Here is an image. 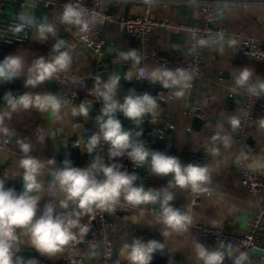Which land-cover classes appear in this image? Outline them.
I'll return each instance as SVG.
<instances>
[{
    "label": "crops",
    "instance_id": "0c3cea01",
    "mask_svg": "<svg viewBox=\"0 0 264 264\" xmlns=\"http://www.w3.org/2000/svg\"><path fill=\"white\" fill-rule=\"evenodd\" d=\"M38 1L0 0V11L7 18L14 19L19 12L28 11L34 14L38 20L46 16L50 22L56 23L58 38L66 42L65 48L62 50L69 51L72 56V64L66 72L72 76H89L95 86L98 77H101L102 80L108 79L103 75V70L98 69L103 58L109 56L106 53L108 48H114L116 53L115 56H111L113 60L112 73L116 72L117 54L134 49L141 57L140 63L136 64L134 60L123 62L127 65L126 72L133 73V70L138 67H144L150 71L161 66L150 58L144 57V50L151 53L169 50L183 51L190 41L187 31H181L175 27L171 29L158 27L147 35L146 40L131 38L126 33L123 21L128 17L146 14L143 0H102V10L113 16L114 21L101 27V35L105 40L103 54L100 56L90 54L77 43L73 26L58 23L59 15L67 0H52V4L48 8L41 6ZM195 11V4L190 3L189 0H153L149 14L159 20L170 19L174 25H178L191 22L195 17ZM222 23L229 30L228 35L202 37L203 39L216 38L220 40L219 44L202 49V58L208 72L206 79L195 88L186 90L185 95L179 99L173 97L172 90L162 91L161 98L164 100V104H158L154 115V119L165 124L170 120L174 126L166 129L163 134L162 143L165 146V152L169 155L178 157L182 164H188L194 163L192 153H206L208 156L207 165L211 168V181L216 186V193L203 198L198 206L191 208L189 191L174 189L175 199L171 203L181 211L189 213L192 217V225L187 232L182 235H172L167 240H164L160 233L161 225H149L153 221L158 206L156 209L152 205L133 208L125 204L123 207H117L116 211L111 214L115 221L112 230V239L116 247L114 264H127V261L120 256V249L126 240L129 243L133 237L149 240L151 239L150 235H158L160 241L165 244L164 252H158V264H200L195 256L194 240L203 244V238L194 228L195 224H203L216 229L228 228L235 235H243L249 230V222L264 207V193L257 196H252L249 193L242 182L240 170L235 162L237 156L242 152L246 153L248 160L244 161L245 164L251 170L259 171L264 175V129H261L256 122H247L241 124L233 132L228 123L230 117L235 116L239 119L240 115L247 111L246 97L240 95L245 93V90L236 87L231 74H234L236 69L249 66L254 69L256 75L264 77V60H254L243 54L239 50V43L236 40V36L251 37L264 43V7L257 5L244 7L228 2L222 7ZM24 32L29 36L27 41L3 46L5 57L16 54L22 57L26 64H30L35 58L45 57L47 48H52L55 43V39L51 37L46 42H40L37 39L35 28H26ZM221 48L223 51L220 50ZM20 78L24 81L23 77ZM135 81L137 84L152 83L141 82L137 79ZM51 82L52 79L35 88L28 87L26 93H52L57 96V90L51 86ZM155 83L162 87L159 82ZM117 99H123L119 93ZM188 103L196 104L203 109L206 117L201 119L203 120L201 124H196L194 117L184 114ZM79 106V103H75L61 110L62 119L60 120L56 119L51 110L42 111L37 108H29L9 114L7 108L0 109V115L4 116L3 122L0 123V136L11 135L14 137L10 148L0 151V179L5 180V187L8 180L22 177L23 169L19 167V161L23 155L18 144L20 140L31 145L32 156L45 162L55 159L57 165L60 166L59 153L55 151L53 143L65 141L74 129L82 130L86 123L93 121L91 116L93 110L88 106H85L89 113L87 117H71V108ZM218 124H223L224 132L232 137L233 142L229 148H225L220 142L216 144L211 142V137ZM4 129H7V132ZM78 141L81 150L85 151L82 136ZM213 147L219 149V154L216 156L210 155L207 151ZM92 158L91 155L86 158L83 156L79 167H86ZM144 166L142 172L138 170H129L128 172L136 174L138 179L135 183L142 184L146 189L149 187L159 189L166 186L171 179V174L168 176L151 174L148 162ZM144 175H146V182H142ZM47 176H45V180L49 181ZM46 181L44 182L45 187H47ZM49 199L46 194L43 196L39 202L37 215L40 214ZM89 213H84L80 219ZM133 217L140 219L139 224L132 223ZM19 230V245L14 246L19 251L14 253V262L16 256L25 249L36 253V264H56L60 262L67 251V246H64L62 251L52 256L42 255L31 246L26 230L21 228ZM98 252V249L92 246H82L77 250V254L90 260L96 259ZM249 264H260V260L256 257Z\"/></svg>",
    "mask_w": 264,
    "mask_h": 264
},
{
    "label": "clouds",
    "instance_id": "9594fccd",
    "mask_svg": "<svg viewBox=\"0 0 264 264\" xmlns=\"http://www.w3.org/2000/svg\"><path fill=\"white\" fill-rule=\"evenodd\" d=\"M150 4L153 0H144ZM35 5L33 4V7ZM16 23L11 26L12 34L24 33V29H36V36L40 42H46L54 38L55 43L48 57L35 58L30 64L18 55H8L0 61V83L11 81L17 77L24 78V87L35 88L47 80L53 79L58 73L66 72L72 64V56L65 48L66 42L58 38L56 23L50 22L48 17L37 19L28 11H21L16 15ZM100 17L95 12L79 3L65 4L59 15L58 23L75 26L81 33H87L91 28L100 23ZM222 39V38H221ZM220 40L197 39L195 44L203 49L219 44ZM223 51V49H220ZM134 60L139 64L141 57L134 49L118 53L116 63ZM255 76V79L253 77ZM256 75L254 69L249 66L236 69L231 78L234 79L238 89H244L240 95L255 100L264 96V77ZM124 78L147 79L149 82H159L164 88L172 90L174 98L179 99L191 88L192 76L181 67L175 69L164 66L153 68L150 71H138L133 74L125 72ZM121 77L113 72L107 80L97 78L95 94L97 100L102 101V107L95 120L98 131L83 141L85 151L93 158L86 167L72 166L69 159L63 161V166H58L55 159L47 162L41 161L31 155L32 147L23 140L18 141L22 158L19 167L23 169V189L17 192L14 188L5 187V180L0 179V264H30L21 256H13L19 249L14 247L16 229H25L30 238L31 246L42 255L52 256L63 250L64 246L76 239L73 229L80 228L81 234L87 231L86 227H80V216L91 212L93 207L108 212L115 211L117 207L128 205L133 208L157 205L155 216L151 224L161 225L160 233L167 240L172 235H182L192 225V217L189 213L181 211L171 203L175 199L174 189L190 191L201 194L208 191L207 185L211 182V168L201 164H182L176 156L166 155L160 151H152L146 147L145 142L134 138L141 135L133 134L125 130L122 121L117 117L121 113L127 120L141 125L146 115H155L158 107L156 96L147 92L136 93L130 90L122 100L117 99ZM4 107L10 112L37 108L42 111L51 110L57 120L62 119L61 110L64 104L52 93L31 94L23 93L14 96L8 92L3 97ZM88 109L80 104L72 107L71 117L88 116ZM67 115V113H65ZM4 116L0 115V123ZM232 131L235 132L240 121L235 116L228 120ZM259 127L264 129V118L260 119ZM7 132V129H4ZM211 142H220L225 148H229L233 142L232 137L224 132V125L218 124L211 137ZM101 143L107 145V155L110 163H106L104 157L97 152ZM79 147V144H75ZM210 155L219 154L218 148L207 150ZM127 156L135 166L150 164V173L158 176H168L171 179L166 186L159 189L145 188L142 184H136L138 177L127 170H121L115 158ZM150 157V161H149ZM248 155L241 153L236 158V163L247 161ZM51 177L50 181L45 176ZM43 178V179H41ZM47 182V187L45 183ZM50 199L44 204L42 211L37 215L39 202L44 195ZM138 217L132 218L133 224H139ZM165 244L160 240H143L133 237L129 243L127 240L120 249V256L127 264H150L153 254L163 253ZM194 252L200 264H224L228 258L232 264H245L248 256L240 252L231 243L221 244L219 248H208L204 244L194 240Z\"/></svg>",
    "mask_w": 264,
    "mask_h": 264
},
{
    "label": "built area",
    "instance_id": "2783aa9c",
    "mask_svg": "<svg viewBox=\"0 0 264 264\" xmlns=\"http://www.w3.org/2000/svg\"><path fill=\"white\" fill-rule=\"evenodd\" d=\"M144 2V0H143ZM196 6L195 17L189 23L174 25L170 19H155L150 16V4H145L146 14L143 16H134L124 19L123 24L126 33L134 39L146 40L147 35L158 27L171 29L175 27L181 31H187L190 36V41L183 51H165L151 53L147 50L143 51L144 57H148L161 66L168 68L181 67L191 76V88L193 89L204 81L208 75L205 69L204 60L202 58V49L197 47L195 41L205 36L223 37L229 34V30L222 23V7L232 2L234 4L248 7L257 5L264 7V0H189ZM37 3V2H36ZM41 6L48 8L52 4V0H39ZM67 3H79L86 7L89 12H95L101 22L90 29L87 33H81L75 26V38L77 43L88 48L90 54L102 55L105 48V40L101 35V27L109 22L114 21V17L107 14L101 8L102 0H67ZM16 19L7 18L0 11V46H8L17 42H25L29 36L25 34L13 35L11 26L16 23ZM239 50L251 57L254 60H264V43L251 37L236 36ZM52 48H47L45 58L48 57ZM138 71H147L144 67H138L133 70V74ZM52 80L55 81L57 97L64 104L62 110L66 107L75 104L83 103L99 114L102 107V101L97 100L95 94L96 86L92 83L89 76H72L67 72L58 73ZM132 80H136L135 78ZM141 82L149 83L147 79H137ZM188 89V90H190ZM97 106V108H95ZM246 113L240 115V125L247 122H256L259 124L260 119L264 118V96L255 100V98H246ZM184 114L188 117L204 119L205 113L203 109L193 103H188L184 109ZM170 120L165 124L164 129L159 130V135L163 137L164 132L168 128H173ZM95 131H98V125L95 121ZM14 142V137L11 135L0 136V151L7 150ZM75 144H79L76 141ZM97 152L104 157L106 163H110L107 155V145L101 143L97 148ZM194 164L207 165L208 156L206 153H192ZM115 160L122 165L121 170H136L140 166H135L134 163L127 157H117ZM241 173L243 184L248 189L252 196H257L264 193V175L259 171L251 170L244 161L237 164ZM142 182H146V175L143 176ZM208 191L195 194L189 191L191 197V208L200 204L205 197L212 196L216 193V186L211 181L207 185ZM116 211V210H115ZM112 212L95 208L80 219V227H86L87 231L81 234L80 228L73 229L76 237L70 241L67 246V251L63 255L60 262L56 264H114L116 247L112 239V230L115 226V221L112 218ZM194 228L203 238V244L208 248H219L221 244L227 245L231 243L237 247L240 252H245L248 260L245 264L251 263L254 258L260 260V264H264V207L263 209L249 222V230L243 235H235L228 228L216 229L203 224H195ZM17 239L14 241V246L19 245L20 230L16 229ZM82 246H92L98 249L97 258L90 260L82 255L77 254V250ZM253 248L260 249L262 254L252 252ZM224 264H232L228 258Z\"/></svg>",
    "mask_w": 264,
    "mask_h": 264
},
{
    "label": "water",
    "instance_id": "95a60500",
    "mask_svg": "<svg viewBox=\"0 0 264 264\" xmlns=\"http://www.w3.org/2000/svg\"><path fill=\"white\" fill-rule=\"evenodd\" d=\"M85 50L88 51V48L83 47ZM4 47L0 46V61H3L5 58V55L3 53ZM106 53L109 54V56H106L103 58V60L98 65L99 70H103V75L107 78L112 74V67H113V60L111 56H115V50L114 48H108L106 50ZM118 56V54H117ZM127 65L122 63H116V74H118L120 79V87L118 89V93L122 96V98L125 95H128L130 93V90H135L136 93H144L147 92L153 96H156L157 104H164V100L161 98V92L167 91V88L160 87L156 85V83H150V84H137L135 80H127L124 78V74L126 72ZM51 86H55V81L52 80ZM11 92L14 96H19L23 93H26V88L24 87V81L20 78H14L11 81L0 83V109L4 108V104L6 103L3 99L6 93ZM97 108V106H95ZM93 110V113L91 114L93 121L88 122L84 125V128L82 130L74 129L72 134L63 142L58 143L54 142V148L55 151L59 153V165L63 166V161L65 159H69L72 162V166L79 167V164L81 163V160H83V156L86 158L88 157V153H82V150L80 147L75 146L76 141L79 140V137L82 136L83 139L87 140L95 131V117L96 112ZM117 117L122 121L123 127L125 130H130L135 134L136 132H140L141 135L139 137H135L136 139H139L143 142H145L146 147H148L152 151H160L165 153L166 155H169V153L165 152V146L163 145V137L159 135V129L165 128V123L158 121L157 119H154V115H146L144 118V121L141 125L137 126L134 122L127 120L121 113L116 114ZM194 122L196 124H201L203 120L200 118H194ZM168 132V131H167ZM145 166H140L138 169L139 172H142V168ZM141 170V171H140ZM47 179L50 181L51 177L47 176ZM11 187L14 188L17 192L22 191L23 189V179L22 177L19 179H10L8 180L6 188ZM155 209L157 208V205H153ZM151 239L160 240L158 235H150ZM146 240V238H143ZM253 253L256 254H262V251L257 248L252 249ZM18 256H21L24 261L27 260L30 262V264H36L35 260L37 259L36 253L32 250L25 249L22 252L18 254ZM158 252L153 254V259L150 262V264H158Z\"/></svg>",
    "mask_w": 264,
    "mask_h": 264
}]
</instances>
